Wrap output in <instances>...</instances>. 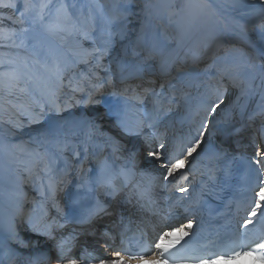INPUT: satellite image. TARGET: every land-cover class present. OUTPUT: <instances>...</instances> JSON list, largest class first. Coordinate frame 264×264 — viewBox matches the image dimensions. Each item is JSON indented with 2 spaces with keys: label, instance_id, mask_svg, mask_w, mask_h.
<instances>
[{
  "label": "bare ground",
  "instance_id": "1",
  "mask_svg": "<svg viewBox=\"0 0 264 264\" xmlns=\"http://www.w3.org/2000/svg\"><path fill=\"white\" fill-rule=\"evenodd\" d=\"M122 1L124 3L127 0ZM102 2V7L105 9V19L100 17L99 21H93V17L85 13H79L77 17H73L74 19L87 18L90 25L94 22L95 30L90 27L87 35L74 34L68 36L65 34L62 43L54 37L48 36L47 52L52 57L53 63L56 62L58 57L63 56H66L69 61L67 71L64 73L63 84L61 85L55 81L50 82L55 83L57 89L55 96L50 97L46 89L41 94V92L31 90V86H29L31 95L19 92L9 94L6 92L3 99V101L6 100L5 104H7V106L5 105L8 111L6 112V119L11 121L13 126L11 129H19V132L12 135L9 131L3 130L4 126L0 125V235L6 237L8 235V226L10 222L14 221L18 236L28 242L29 247L20 245L22 251L17 252L18 255L16 256L18 264H27V254L29 252H32L34 257L42 255L53 243V241L47 240L46 237L36 236L28 230V225L24 221L29 218L34 222L38 221L40 223L51 222L52 218H55L58 224L64 225L63 228H57L55 235L60 237V233H62L66 240H70L73 229H77L76 234H78L79 241L90 245L89 251L97 253L100 256L99 258L110 260L115 259V253L117 251L120 252L122 249L113 228L117 225L118 229L120 217L126 216L127 221L131 220V225L140 224V227L145 226L144 231L147 233V240L152 244L150 246L151 251L145 259L140 261L133 260L130 264H157L149 258L157 254V249L153 244L157 230L163 228L160 233L163 234L164 231L171 230L170 226L181 224V222L186 224L196 215L193 208H184V202L185 200H190L189 198L181 201L176 200V197L181 196L176 191V188L182 186L183 179L177 180L175 185L170 184L169 181H165L161 185V180L158 176L160 171H163V168L159 166V162L150 163V158L146 157L145 152L143 154L140 152L136 159L130 160L129 157L128 159H121L120 156L114 153L116 151L112 146H114V142L118 138H124V133L107 120L110 117L105 116L100 119V116L104 112L106 113L108 108L104 101H112L111 104L114 103L111 98V95L115 92L114 88L122 91L127 84H130L133 88L137 84L148 87L149 80H155L157 87L163 83V77H160L164 73L161 70V64L166 66L172 60L178 61V58L179 60H184V58L187 60L188 55L197 58L195 63L188 64V69L182 64H177L175 68L184 74L194 67L202 68L193 78L194 80H199L195 83V89L189 90L188 93L181 90L177 95L185 96L188 94L189 96H194L192 92L196 90L198 94L195 95L186 111L180 112L179 107L181 105L172 104L170 106L165 105L166 109L170 107V111H165L158 115L155 111V105L149 106V109L146 110L148 104L144 109V115H146V111L151 109L152 116L157 119V128L154 130L147 127L149 121L144 123L142 134L136 135L141 139L142 144L145 142L146 137L152 134H157L161 137L165 136L168 138L166 141L173 144H179L182 140L187 141L190 130L199 125L197 124L198 122H195V118L204 115L201 99L206 89L220 86L221 69L223 67H243L245 61H247L255 65V71L250 74L244 71L240 74V79L243 81V90L232 87L230 84L227 85V91L224 93V104L221 105V109L217 110L219 116L209 117L210 120L215 119L216 123L214 125L209 124L205 140L218 138L220 135L225 134L222 131L223 129H227L228 132L234 126L236 131L227 140V144L239 150L242 154L249 156L252 155V151L255 149L253 144L251 148L252 140L250 142V137L254 136L252 128L256 124L257 119L264 114V91H262V98L259 103L262 107L258 111L244 121H242V113H240L246 104L247 94L251 89L253 91L256 88L258 89V85L253 82V78H260L261 80V75L264 74V57L261 55V52L264 51V40L261 39L260 34L261 25H264V16L258 11L251 9V0H186V9L180 15L177 14L178 16L176 17L169 16L165 18L168 14H174L173 10H168L167 15L165 14L162 19L161 13L163 12L161 10L163 7L162 4H159L157 10L150 18L149 16H144V19L142 16L134 18L139 23V33L134 35L133 31H129L133 28V25L128 24L127 33L123 36L121 35V29L118 27L121 23L120 16L116 14L115 8L111 4L108 5L103 0ZM140 3V5L138 4L139 8L146 10L147 8L144 5L147 3L143 0ZM218 9V15L222 13L224 19H220V16L217 15ZM216 15L217 17L214 19ZM132 16L135 15L132 14ZM156 21L167 22L170 27L175 25L174 23L182 21L185 24V26L180 27L182 30L180 32L185 37L183 43L180 41V36L177 32L167 33L162 36L160 33L161 29L158 26L156 27ZM5 22L15 29L24 27V25H21L19 18L14 21L5 20ZM248 28H250L249 33ZM109 31L112 33L114 47L99 62V66H96L97 61L89 59V53L92 52L93 48L103 46V41L107 39ZM186 35L189 36L186 37ZM148 42L149 48L145 46L138 47ZM159 42L160 44L163 42L166 45L165 51L163 52V48L162 52L159 53L160 55L149 62L151 67L146 69L144 80L137 79L133 83L134 80L125 74V82L121 83L117 76V80L114 81L115 87L102 86L91 99L88 97V89L72 90L77 82L87 83L88 81L85 77L92 75V73L95 74L92 76L93 81L109 79L110 75L108 71H105L106 68H110L111 73L116 74L118 71L117 60H126L130 66L131 62H138L149 51L155 52L157 49L156 44ZM128 43L132 44L130 49H128ZM226 47L229 48L226 51L227 53L223 52ZM214 48H217L214 52L219 54L211 62V66L215 68L211 71V66L209 64L208 66L205 65L201 59L204 53L208 50H214ZM10 49L14 54L11 57H14L16 62H18L20 57L26 56L29 59V63L36 64L37 72L42 73L43 78L47 82L48 74L43 73L37 62H32V58H29L33 57L36 51L35 48L32 47L31 54L19 47H11ZM134 51H140V55H133ZM95 55L93 53V56ZM85 60H89V63H84L83 61ZM192 61L195 60L192 59ZM130 70L131 66L129 67ZM217 74H220L219 79H217ZM69 80L72 81L71 85ZM250 82L253 83L251 89L248 87ZM173 83L178 86L176 79ZM224 83L227 84V81H224ZM164 84H167V82H164ZM198 88L201 89L198 90ZM140 91L142 92V89ZM165 91H168L167 88ZM33 97H36L43 107L38 106ZM121 98L123 99V97ZM148 98L151 99L152 97L148 96ZM184 98L188 99L186 96ZM132 104L131 100L127 102V106ZM137 107V104L133 106L134 110ZM134 110L128 111L123 117L127 121H131ZM173 113L179 114L180 118L174 120L171 117ZM88 120H94L95 130L89 128L86 123ZM1 123L2 121L0 120ZM194 123L196 126L191 127ZM260 124L259 127L264 129V119L260 120ZM114 128L118 129V132H115ZM116 135L119 137L115 138ZM202 147L204 148L205 145H202ZM2 148H8L18 155L19 162L16 165L17 167L9 163V158L5 156ZM98 151L102 152V155H105L106 158L111 156V158L125 161V164H127L125 166L134 174V180L128 187L124 188L123 193L109 194L110 190H106L95 181L94 178H96L97 173L94 171L93 173L91 172L90 180L88 176L82 175V172L94 168L93 163ZM200 154L199 150L197 154H194L192 164ZM259 167L264 174L263 167ZM188 170L189 166L181 169L184 172H188ZM137 171L139 174H136ZM53 182L55 183L54 197L49 194V184ZM84 183L91 184L96 188L92 196L85 194L82 197L83 192L80 193V191ZM73 184L78 186L74 190V193L76 192L75 195H79L81 199L87 197L90 200L91 204L88 208L94 207L99 202L107 207L113 204L112 210L115 208L119 210L118 215L106 216L105 219L93 222L97 237L88 235L83 231V229H91L93 227L92 224L81 225L67 221L64 218L65 205L60 201L61 199L59 200V197L63 195L62 198L65 202V199L72 193L71 185ZM23 189H27L29 195H25ZM143 189L149 190L150 200L148 198L145 199L147 202H151L156 214L152 210L147 209L146 205L141 207L143 200H140L136 190L140 192ZM27 204L28 207H26ZM122 221L123 219H121ZM105 230L108 231L109 237H115V242L110 239V246H105L103 243L93 245L92 242L98 238L99 233ZM67 236L68 238H66ZM37 238L41 239L40 244H43V253H36L39 247V244L37 247L35 246ZM33 241L36 242L34 245ZM0 257L4 259L5 264H8V257L2 249H0ZM38 264H45V262L41 260ZM52 264H55V261ZM90 264H99V259H92ZM217 264L254 263L249 258H244L236 262Z\"/></svg>",
  "mask_w": 264,
  "mask_h": 264
},
{
  "label": "snow or ice",
  "instance_id": "2",
  "mask_svg": "<svg viewBox=\"0 0 264 264\" xmlns=\"http://www.w3.org/2000/svg\"><path fill=\"white\" fill-rule=\"evenodd\" d=\"M128 4H131L133 0H127ZM0 7H11L17 8L15 3L4 4L0 0ZM49 6L47 3H41L39 5L30 3L29 0H24L23 10L20 11V23L23 26L26 23H31L33 26H39L43 31H45L50 36H55L61 33H64L68 36L85 34L89 28L95 30L94 22L90 25L87 18H77L74 19L73 15L69 13L68 6H61L56 9L55 14L51 12H45ZM74 7V6H73ZM37 8L39 9L37 11ZM251 9L253 11H258L262 16H264V0H251ZM19 11V9L17 8ZM132 14V9L127 5L120 8L119 16L121 23L118 27L121 29V35L126 34L128 17ZM30 29L27 27H22L19 32L13 30L0 31V40L5 41L4 46H8L7 42H10L11 46L26 48L24 41L21 40L19 44L16 43L17 36L20 33L27 32ZM261 39L264 40V25H261ZM114 47V40L112 38L111 31L108 32L107 39L103 41V46H98L92 49V52L89 53V59H95L97 61L96 66H99V62L107 56L112 48ZM93 53L96 55L93 56ZM133 55L139 56L140 51H134ZM262 57H264V51L261 52ZM156 55L153 51H149L147 55L142 56L141 59L131 65V70L129 71V65L126 60H117V73L113 74L110 71V68H106L105 71L109 72L110 78L107 80H95L93 81L92 75L86 76L85 79L87 83L77 82V84L72 88L73 91L88 89L89 95L92 91H98L102 86H112L115 87L114 81L117 79V76L120 79L121 83H124V76L127 74L131 79H145V71L147 68L151 67L150 61L155 60ZM84 63H89V60L83 61ZM38 63V62H37ZM69 61L66 56L58 57L54 64H42L41 69L43 73H47V82L43 78L42 73L37 72L36 65L30 64L29 59L26 56L19 58L18 62L7 71L0 72V89L6 91L9 94L13 92H19L31 95V90L41 92L43 94L46 89L50 97L55 96L57 89L55 83H50L52 81L63 84L65 79L64 73L67 71ZM111 64V62H110ZM161 70L166 72L167 75L171 76L170 71H167V68L164 64H161ZM244 71H247L249 74L255 71V65H252L245 61L243 67L239 66H225L221 69V84L217 88H208L202 95L201 106L203 108L204 115L200 118V123L198 126L190 130L189 139L187 141H181L179 144H173L166 141L164 138L157 134H152L146 137L144 145L141 147V151L146 153V157L150 158L151 162H159V166L163 168V172H160L159 175L162 180L169 181L170 184L175 185L177 180L183 179L184 181L188 180V173L181 171L185 166H191L192 160L194 159V154L203 153L204 148L202 145H206L207 141L205 140L206 132L209 128V124H215V119H209V117H218V109H221V105L224 104V93L227 91V85L232 87L242 88L243 81L240 79V74ZM183 79V77H179ZM177 77H172V79L167 81V84L161 83L157 87L155 80L148 81V87H144L141 84H137L133 88L130 84H127L122 91L114 92L113 95L118 97H123L125 105L127 102L132 99H138L140 103H143V96H151L153 102L156 106L155 111L159 115L165 111H170L169 108H165V105L179 104L178 93L181 89L177 88L176 84L173 81ZM227 81V84L224 83ZM254 81V78H253ZM69 84H72V81L69 80ZM23 85V86H21ZM253 83L250 82L248 87L251 89ZM167 88V92L165 89ZM143 96L141 95V90ZM260 89L264 91V74L261 75ZM33 100L40 105L39 100L36 97H33ZM223 111V110H222ZM122 110L113 105H109L106 113L100 116V119H103L105 116L111 117L113 114L118 116L116 126L120 129L121 132L132 135H141L142 128L144 126V121H138L135 127L129 125L127 119L119 118L121 116ZM89 128L95 130L94 120L86 121ZM147 127L156 129L157 128V119L153 117L149 120ZM227 134V129L222 130ZM255 144V141L253 142ZM171 153V154H170ZM138 153L133 150L129 154V159H135ZM192 158V159H190ZM252 164L264 167V147L259 144H256L254 154L252 157H249V165ZM127 176V174H125ZM98 183L101 187L106 190H111L109 194H114L115 188L109 180L99 179ZM148 189H143L140 191V200H144L150 197L148 195ZM181 196L176 197L177 201L187 199L185 196L189 192V187L187 184L179 186L176 188ZM252 198L249 202V206L246 209V215L239 222L245 230L243 235L247 236L249 231L252 229L250 225H264V178H260L258 175L257 183L252 189ZM49 194L54 197L55 194V183L49 184ZM72 212L75 215H78L77 223L92 224L91 229H83L88 235L97 237V231L95 230L94 221L102 220L104 216H115L119 214L118 208L113 209L111 212L108 210V207L100 204L99 202L91 208L81 210L78 205V201L72 200ZM143 207V205H141ZM59 211V210H58ZM121 219L123 217L121 216ZM28 225V230L34 233L36 236L46 237L47 240L53 241L51 247L42 255H36L34 257L32 252L27 254V264H38L39 261L43 260L45 264H52L55 261V264H90L92 259H99V264H130V261L136 260L140 261L144 259L143 255H129L127 260L125 256H122L119 251L115 253V259L105 260L103 258H97L94 256L93 252L89 251L90 245H87L86 242H80L76 230L73 229V234L70 236V240H66L63 235L57 237L55 232L57 228H63V224H58L55 218H52L51 222L45 221L44 223L34 222L29 218L24 221ZM193 228V223L189 221L186 224H177L175 226H170L169 231H164L163 234H158L157 242H155V248L158 250L156 255L150 256L149 258L153 261H156L157 264H177L179 259V264H217V261L225 259V254L216 253L205 257H191L187 259H180L177 256L182 249L177 248V245H181V242L185 240V237L190 235V230ZM189 230V231H186ZM175 233H180L179 236L174 237ZM121 237L123 233L120 234ZM115 242V237H109L107 230L100 232L98 238H96L92 244L103 243L105 246L109 245V240ZM167 240L168 243L165 245L163 241ZM47 242V241H46ZM33 245L36 243L32 242ZM123 243V239H121ZM191 241L185 242L184 248L187 249V245ZM13 244H19L22 247H29L28 242L24 241L18 236L16 231L15 222H10L8 226V235L6 237L0 238V249L4 251V254L8 257V264H11L16 256L18 255L17 250L12 247ZM172 249H176L175 252ZM54 253V254H53ZM255 255V258L264 264V236H261L256 243V248H247L246 250H235L234 254L227 255L228 260H236L241 256ZM0 264H5L4 259L0 258Z\"/></svg>",
  "mask_w": 264,
  "mask_h": 264
},
{
  "label": "rangeland",
  "instance_id": "3",
  "mask_svg": "<svg viewBox=\"0 0 264 264\" xmlns=\"http://www.w3.org/2000/svg\"><path fill=\"white\" fill-rule=\"evenodd\" d=\"M103 1H105V3L108 4V5L111 4L115 8V11H116L117 15H119L120 8H122V7L126 6V5L132 9V14H134L135 16H132V14H131L130 15L131 17L130 16L128 17L127 25L128 24L129 25L130 24L133 25V28L130 29L129 31H133L134 35L139 33V31H140L139 28H138L139 23L134 18L140 17V16H142L143 19H144V16H149V18H150V16L155 12V10H157V8H158L157 6L159 4H162V7H163V9L161 10V12H163V13H161V15H162L161 19H162V17H165V14L167 13L168 10L169 11L173 10L174 14H172V15L171 14H168V15L166 14L167 16L165 18H168L169 16L170 17L171 16L172 17H176V16H178L177 14L180 15V13L186 9V0H143V1H145V3H147V4L144 5L147 8L146 10L139 8V5L141 4L140 1H142V0H133V2L131 4H128L127 1H124V3H123L122 0H103ZM2 2L4 4L15 3L17 5V8L19 9V11L17 10V8L0 7V31L11 32L13 30H16L17 32H19V30L21 28H16L15 29L12 26H9L5 22V20L14 21L16 18L21 19L20 18V11L23 10L24 0H2ZM29 2L33 3V4H36V5H39L41 3H47L49 7L47 9H45V12L46 13L47 12H51L53 15L55 14L57 8H59L61 6H68L69 13L72 14L73 17H77L79 13H85V14H88V15L92 16L93 17V21H99L100 17L105 19V9H104V7H102V5H103L102 4L103 3L102 0H29ZM38 10L39 9L37 8V11ZM155 23H156V27L158 26V28L161 29L160 30L161 35L164 36L165 35V31L168 28V26L166 27L165 25H169V27H170V24H168L167 22H163L164 23L163 24L160 21H156ZM24 27H27L30 30L27 31V32L20 33V35L17 36L16 43L19 44L20 41L23 40L27 47L26 48H22V49L27 51L28 53L31 52L32 47L35 48L36 51H35L33 57H29V56L28 57L32 58V60H31L32 62H38L37 65H39V67H41V65L45 64V63L54 64L53 61H52V57L47 52V44H48V39L47 38L50 35H48L45 31H43V29H41L39 26H33L30 22L24 24ZM249 30H250V28H249ZM64 35H65L64 33H61V34H58V35H55V36H51V37H54L57 41L62 43ZM160 42L156 44V48L157 49L154 52L155 55H156V58L160 55L159 53L162 52L163 48H164L163 52L165 51V46L166 45H164L163 42H162V44H160ZM5 43H6L5 41L0 40V72H4V71H7V70H10L14 66V64L16 63L15 58L11 57V55H14L13 51H11V49H10L13 46H11L10 42H7L8 46H4ZM130 45H132V44L128 43V45H127L128 49H130V47H131ZM141 46H143V44L138 46V47L141 48ZM215 49H217V48H214V50H208L206 53L203 54V58L201 59V61L204 62L205 65H206L207 62H209V66H211V62L213 61V59L216 56H218L219 53L214 52ZM227 49H229V48L226 47V49H223L224 50L223 52L227 53L226 52ZM17 57H19V56H17ZM192 59L195 60V61H192ZM181 60H179V58H178V61H181V62L176 61V63L172 62V63H168L166 65L167 71H170L171 76L167 75L166 72H164L160 76V77H163L162 78V80H163L162 82L163 83L167 82L170 79H172V76L174 74V68L176 67L177 64H179V65L182 64V65L186 66L185 67L186 69H188V64L195 63L197 61V58H193L192 56L188 55L187 60L185 58H184V60L183 59H181ZM134 63H136V62L133 61L130 64L133 65ZM30 64H34V63H30ZM174 64H175V66H174ZM210 68H212L211 71L214 70L213 66H211ZM217 76H218L217 79H219L220 74L219 75L217 74ZM133 80H134L133 81V83H134V82H136L137 79H133ZM114 91L117 92V91H120V90L114 88ZM97 92L98 91H92L91 95H88V97L91 99L95 95V93H97ZM5 94H6V91L0 89V120L2 121V123L0 125L4 126L3 130H5L6 132L9 131L10 134L13 135V133L19 132V129H13L12 130L11 127H13V126L11 124V121L9 119H6V117H7L6 116L7 115L6 112H8V111H7L6 107H5V105L7 106V104H5L6 100L3 101ZM141 95L143 96V92H141ZM111 98L113 99V102H114L113 104H111L112 101L111 102L110 101H106V102L104 101V103L107 104L108 106L109 105H113V106L119 107L122 110L121 116L119 118H125V117H123L125 115V113H127L128 111L130 112L131 110H134L133 106H135L136 104L138 105L137 109H135L134 110L135 112L132 114L133 115V119L131 121H128V123L132 127H135L136 123L139 120L140 121L142 120L145 123L146 121H149L153 117L152 113H151V109L149 111H146L145 112L146 115H144V109H145V107L148 104L149 105H148V108H146V110L149 109V106H154L155 105L154 102H153V99L152 98L149 99L148 96H145V97L143 96V100H144L143 103L144 104L140 103L138 99H132L131 101H132L133 104L131 106L125 105L124 100L121 97L118 98V96H115V95L112 94ZM175 105H177V104H175ZM141 107H143V108H141ZM155 108H156V106H155ZM12 110H14V109H12ZM134 114H136V115H134ZM201 117L198 118V116H197L195 118V122H198L197 124L200 123V118ZM116 119L118 120V116L116 114H113L107 120H109L111 123L116 125V123H117ZM195 126L196 125L194 123L191 127H195ZM115 132H118V129L117 130L115 129ZM116 137H119V136L116 135L115 138ZM174 137H176V136H174ZM162 138H164L165 140L168 139L165 136H162ZM254 139H255V136H254ZM120 140H123V141H120ZM251 140L253 141V135L250 137V142H251ZM116 142H114V146H112V147L116 151L114 153L117 156H120L121 159L122 158H127L128 159L130 152H132L133 150H135L138 153V155L140 154V152H141V154L144 153L143 151H141L142 141L135 134L129 135V134L124 133V138H118V140ZM142 145H144V143ZM251 148H252V143H251ZM2 150H3L4 154H5V156L7 158H9V163L12 164L13 166L17 167L16 165H18V162H19L18 161V155L13 153V151L8 149V148H2ZM87 153H88V150H87ZM135 159H136V157H135ZM121 161H123V160H121ZM263 170H264V167H263ZM82 171H84V170H82ZM86 171H89V170H86ZM160 172H163V171H160ZM82 175L84 176L83 172H82ZM158 177H160V175ZM74 180H75V178H74ZM160 180H161V185H163V183L165 181L162 180L161 177H160ZM83 181H84V179H83ZM181 184H182V186L187 184L188 187H189V181L188 180L187 181L182 180ZM74 187L77 188L78 186L74 185ZM89 187H91V189H89ZM95 189L96 188L93 185L84 183L80 193L87 192L88 194H90L92 196V194L94 193ZM23 192H24L25 195H29L28 194L29 192H28L27 189H23ZM62 197H63V195H61L59 197V200L61 199L60 200L61 202H63V198ZM112 205L110 207H108L109 211H112V208H111ZM26 207H28V204L26 205ZM59 218H61V216H59ZM105 218H106V216L103 217V219H105ZM64 224L67 226V223L65 221H64ZM75 230H77V229H75ZM161 230H157L156 234H160ZM69 234H70V231H69ZM61 235H62V233H60V236ZM2 237H3V235H0V238H2ZM66 238H68V236ZM40 243H41V239L37 238V243H36L35 246L37 247V245L39 244L38 245L39 247L37 248V250H36L37 252L36 253H43L44 252L42 250V247H43L42 245L43 244H40ZM12 247L15 248L17 250V252H21L22 251L20 245H18V244H13ZM0 258H2V257H0ZM11 264H17V258H15L13 261H11Z\"/></svg>",
  "mask_w": 264,
  "mask_h": 264
}]
</instances>
